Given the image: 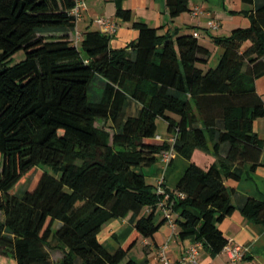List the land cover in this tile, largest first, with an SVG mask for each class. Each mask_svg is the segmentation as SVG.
<instances>
[{"label": "trees", "instance_id": "16d2710c", "mask_svg": "<svg viewBox=\"0 0 264 264\" xmlns=\"http://www.w3.org/2000/svg\"><path fill=\"white\" fill-rule=\"evenodd\" d=\"M123 1L115 0L116 16L130 21ZM165 1L171 18L189 11L190 0ZM241 1L253 6L250 26L215 38L223 53L204 71L199 66L211 52L193 35H162L136 21L138 37L125 48L112 49L100 31L86 32L75 47L73 0H0L1 257L15 264H145L128 253L166 222L154 220L164 196L137 170L170 149L189 161L175 189L164 188L179 240L193 238L219 254L227 240L218 225L236 210L264 227V202L235 208L224 184L240 180L246 165L264 166V143L253 129L264 119L255 87L264 76V0ZM18 51L24 61L8 67ZM132 104L140 109L127 115ZM158 119L175 143L155 141ZM195 150L214 163H192ZM35 169L36 185L12 194ZM127 217L135 238L109 250L99 240L103 226ZM52 251L63 257L52 261Z\"/></svg>", "mask_w": 264, "mask_h": 264}, {"label": "crops", "instance_id": "0c3cea01", "mask_svg": "<svg viewBox=\"0 0 264 264\" xmlns=\"http://www.w3.org/2000/svg\"><path fill=\"white\" fill-rule=\"evenodd\" d=\"M88 7L83 19L77 24V30L82 38L88 31H99L96 22L98 17L115 18L117 20V33L111 37L112 49H122L135 41L138 37L137 31L132 27L136 21L144 22L151 28L159 29V34L170 33L175 35H197L198 43L211 52L207 65L199 66L206 71L215 68L223 53V50L215 43V38L228 37L237 28H248L250 26V11L253 6L242 3L241 0H190L189 11L175 18H171L166 7L165 0H124L122 7L131 12V20L123 21L116 16L115 0H87ZM199 8L198 15L193 10ZM214 20L218 29L210 30L208 22ZM249 43L243 45L245 49ZM256 93L264 102V76L255 82ZM132 109L134 115L140 107L132 104L127 112ZM253 129L258 138L264 143V119H257ZM160 140L168 139L169 134L158 135ZM227 147L223 146L221 154L226 155ZM215 161L214 156L195 150L191 162L202 169L209 168ZM264 163V152L261 157ZM189 165V161L176 154L170 166L165 168L160 161L151 167L138 169L144 175L147 182L157 186L161 181L163 187L173 191ZM245 173L240 180L227 179L224 184L231 193V201L235 208L242 206L247 200L255 199L264 202V166L257 167L254 171L245 166ZM143 211V214H147ZM156 223L163 220L160 210L155 213ZM219 230L227 240V244H236L245 249L243 258L237 264H264V227L247 220L236 210L226 217L219 225ZM134 227L129 222V217L115 219L105 224L99 234L100 242L109 250H116L135 238ZM137 243L128 253V258L145 264H158V252L162 245L167 244V256L173 262H178L186 250L196 242L193 238L179 240L176 230L164 222L159 230L151 238H137ZM60 252L61 251H56ZM62 255L58 258L60 260ZM7 260V259H6ZM52 260V255H51ZM53 261V260H52ZM227 254L220 252L213 255L203 247L197 255V264H226ZM7 264V263H6ZM14 264V262H13Z\"/></svg>", "mask_w": 264, "mask_h": 264}, {"label": "built area", "instance_id": "2783aa9c", "mask_svg": "<svg viewBox=\"0 0 264 264\" xmlns=\"http://www.w3.org/2000/svg\"><path fill=\"white\" fill-rule=\"evenodd\" d=\"M73 2L74 6L69 12L70 16H72L76 22V27L72 36V43L75 47H78L81 43L82 36L77 30V24L81 19H83L85 11L87 10V5L86 0H73ZM199 13V8H195L193 10L194 15H198ZM96 22L101 33L108 35L109 37H113L117 33V20L115 18L101 16L97 18ZM207 25L210 30L218 29V24L214 20H210ZM194 36L196 37L197 35ZM157 139H160V137L158 136ZM168 140L170 143H175L176 137L174 135H169ZM175 155L176 153L173 149L163 151L159 155V161L165 168H167L172 163ZM156 191L158 194L164 196L163 200L158 204V210L161 211L163 218L171 226V228L176 230L171 207L168 204L169 195L166 193L161 181L157 184ZM179 196L183 197L181 194H179ZM201 248L202 244L200 242H196L186 250L185 255L178 262H173L167 256L168 245L164 244L160 247L158 252V264H197V255L199 254ZM223 252H225L228 257L226 264H237L243 258L245 249L240 245L228 243L223 248Z\"/></svg>", "mask_w": 264, "mask_h": 264}, {"label": "rangeland", "instance_id": "374dc122", "mask_svg": "<svg viewBox=\"0 0 264 264\" xmlns=\"http://www.w3.org/2000/svg\"><path fill=\"white\" fill-rule=\"evenodd\" d=\"M25 59V53L24 51H18L16 54H14L8 61L7 66L11 67L14 66L21 61H24ZM127 114H133L132 109H130ZM167 132V124L165 121L158 119L157 120V134L164 136ZM41 174V169H35L30 171L25 177L21 179V181L16 185V187L13 189L12 194L17 192H22L25 189H32L39 179ZM0 220H2V214L0 213ZM60 226V223L57 222L54 226V229L56 230ZM52 260L56 262L58 258L62 255L60 252L52 251ZM13 260L4 258L0 256V264H13ZM15 264V262H14Z\"/></svg>", "mask_w": 264, "mask_h": 264}]
</instances>
